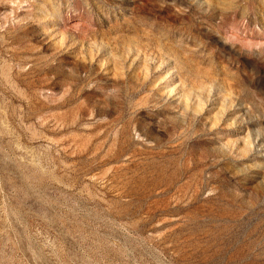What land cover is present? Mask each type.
<instances>
[{"label":"rangeland","instance_id":"rangeland-1","mask_svg":"<svg viewBox=\"0 0 264 264\" xmlns=\"http://www.w3.org/2000/svg\"><path fill=\"white\" fill-rule=\"evenodd\" d=\"M0 264H264V0H0Z\"/></svg>","mask_w":264,"mask_h":264}]
</instances>
